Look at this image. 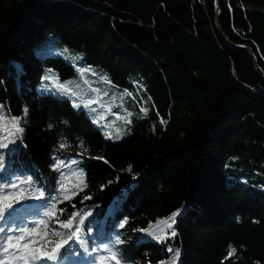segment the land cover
<instances>
[{"label": "trees", "instance_id": "16d2710c", "mask_svg": "<svg viewBox=\"0 0 264 264\" xmlns=\"http://www.w3.org/2000/svg\"><path fill=\"white\" fill-rule=\"evenodd\" d=\"M222 10L224 33L264 71V0H222ZM77 64L111 82L102 121L119 101L137 108L122 138L44 90L47 74L74 81ZM0 105V127L27 109L14 151L0 149L13 174L50 190L53 157L79 161L61 171L83 169L68 184L83 190L59 207L61 219L91 213L89 250L119 236L126 264H171L176 250V264H264V75L219 34L214 0H0ZM173 214L176 236L140 231Z\"/></svg>", "mask_w": 264, "mask_h": 264}, {"label": "snow or ice", "instance_id": "6c2138e0", "mask_svg": "<svg viewBox=\"0 0 264 264\" xmlns=\"http://www.w3.org/2000/svg\"><path fill=\"white\" fill-rule=\"evenodd\" d=\"M64 52L67 53L68 50L65 49ZM71 58L78 59L76 56ZM90 71V68L79 69L81 77L85 72ZM92 74L99 75L95 72ZM42 79L50 82L43 86L45 91H51V86H55L56 94L79 98L80 102L73 100L74 108L79 109L83 104V107L95 112L97 109L92 108V104H99L101 108L105 107L104 104H100L97 97L85 100L80 92L72 90L71 82L61 83L54 74H47ZM101 79L105 83H111L106 76ZM84 83L87 84V80ZM91 91L98 94L100 89H91ZM126 94L131 95V93ZM0 108H3V105H0ZM26 115L27 109L24 110V116ZM24 116L12 117L11 128L0 127V133H3L0 135V149H9L10 144L14 145L17 139H22L24 128L21 126V121ZM104 118V115L101 114L93 122L99 125ZM4 119L0 116V121H4ZM130 122L129 120L128 123ZM106 138L112 139L111 134ZM59 147L65 149L68 145L61 143ZM12 151L14 149H9L8 155ZM53 159L55 163L51 165V168L60 173V176L56 181L57 186L54 189L46 190L48 186L33 180L31 175L13 174L6 154L0 152V173L4 174L3 177H0V264H65L69 257H80V250L83 251L85 258H91L92 264H126L117 247L123 243L119 236H116L111 243L98 245L89 250L88 241L85 239L87 233L84 232L82 226L91 213L81 215L80 211H72L65 219H61L66 209L59 205L70 200L78 190H83L79 185L73 186V188L68 187L69 175L83 177L85 173L80 168L71 173L61 171L62 168H70L73 164L78 165L79 161L75 159L68 164L56 157ZM85 199L91 198L85 197ZM71 207L75 209L76 206L71 205ZM38 209H43V211L39 213V218H35L34 214ZM176 215L173 214V217L166 221L157 222L155 228L150 225L149 229L140 231L147 232L157 241H163L169 235L174 237L176 232L172 230L169 233L167 229L172 228ZM119 227H123V224ZM91 230L89 226V233ZM167 250L173 251L171 247ZM235 254L236 249L230 246L226 259H231ZM178 258L179 250H176L171 264H176ZM161 264H169V262L164 261Z\"/></svg>", "mask_w": 264, "mask_h": 264}, {"label": "rangeland", "instance_id": "374dc122", "mask_svg": "<svg viewBox=\"0 0 264 264\" xmlns=\"http://www.w3.org/2000/svg\"><path fill=\"white\" fill-rule=\"evenodd\" d=\"M79 59H82V55L78 56ZM79 69L82 68H90L89 66H80L79 64L76 65ZM91 69V68H90ZM92 71V69H91ZM87 73L85 72L83 75L86 77L88 83H84L85 79L83 77H81L80 72H79V76H77L74 81L71 80V84L70 87L72 88L73 91H77L80 92L81 95H83L84 99L89 96L90 98H94L97 97L99 99V102L102 96L105 95V93L107 94L109 91V88H107V84L100 78H94V79H88L87 78ZM92 84H96V85H92ZM77 85H79V87H77ZM91 89H100V92L97 94L93 91H91ZM57 90H53V92H56ZM61 95V94H60ZM112 95L117 96V93H113ZM62 96H67L70 97L68 95H62ZM71 100L73 101L74 99L77 100V102L79 101V98L77 97H70ZM86 100V99H85ZM118 103V102H117ZM119 105L120 106V112H116L114 115L116 117H112L110 120H105V121H100V126L104 129V131H106L109 134H111V136L114 139H120L122 138V136L125 135L126 130L128 129V121L132 120V116L133 114H137L135 111L137 110L136 107H129L128 105H126V103H128V99L125 101L120 102L119 101ZM112 104H116L115 102H112L110 104H108L110 107ZM136 104V103H135ZM98 106L99 104H92V108H96L97 111L92 112L90 109L83 107V104H81L80 108H85L88 113L92 116L93 119H98L99 116L101 114H107L108 111L102 110L101 113L98 112ZM131 114V115H129ZM156 226V225H155ZM85 261H87V259H83ZM79 264V260H72V259H68L66 260L65 264ZM86 264V263H85Z\"/></svg>", "mask_w": 264, "mask_h": 264}, {"label": "water", "instance_id": "95a60500", "mask_svg": "<svg viewBox=\"0 0 264 264\" xmlns=\"http://www.w3.org/2000/svg\"><path fill=\"white\" fill-rule=\"evenodd\" d=\"M215 1V23H216V27L219 31V34H221L223 36V38L226 40L227 43H229L230 45H232L233 47L236 48H241L245 51H247L251 57L253 58L257 69L264 75V71L262 70V68L259 66L258 64V59L256 54L254 53L253 49L250 46L247 45H236L233 44L230 39L227 37V35L224 33L221 23H220V18H221V14H222V0H214Z\"/></svg>", "mask_w": 264, "mask_h": 264}]
</instances>
